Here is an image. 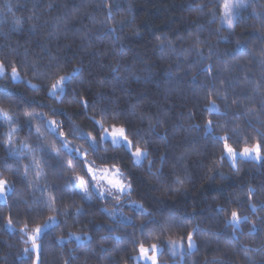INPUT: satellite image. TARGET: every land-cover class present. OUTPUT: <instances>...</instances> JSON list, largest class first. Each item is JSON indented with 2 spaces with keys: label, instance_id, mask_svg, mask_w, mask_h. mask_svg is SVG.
<instances>
[{
  "label": "trees",
  "instance_id": "obj_1",
  "mask_svg": "<svg viewBox=\"0 0 264 264\" xmlns=\"http://www.w3.org/2000/svg\"><path fill=\"white\" fill-rule=\"evenodd\" d=\"M223 3L0 0V179L12 189L0 199V264H35L27 234L52 220L39 264H135L141 244L189 233L196 249H165L163 264H264V158L233 166L217 139L236 151L259 142L264 156V0L229 27ZM60 76L72 77L66 93L49 95ZM101 124L123 126L144 163L103 141ZM85 161L120 168L131 195L81 193ZM232 210L248 217L238 228L226 223Z\"/></svg>",
  "mask_w": 264,
  "mask_h": 264
},
{
  "label": "snow or ice",
  "instance_id": "obj_2",
  "mask_svg": "<svg viewBox=\"0 0 264 264\" xmlns=\"http://www.w3.org/2000/svg\"><path fill=\"white\" fill-rule=\"evenodd\" d=\"M244 0H224L223 8V23H227L228 25H232L233 21V10L245 7ZM7 74V69L3 63H0V77ZM11 78L13 80H20L22 77L19 75L17 69L13 67L11 69ZM72 81L71 76H60L59 79H57L54 83L51 84L49 95L52 96H63L67 91V85H70ZM29 84H31V81H28ZM33 88H38L39 85L32 84ZM82 104L85 108L88 107L87 101H82ZM209 111H216L218 112V107L213 103V105L209 108ZM43 116L44 114H39ZM7 119V117H5ZM99 123V122H97ZM49 124L52 126V130L55 131L57 127V121L52 120L49 121ZM101 128L103 129V125L101 124ZM103 131L106 133L105 137L103 139H111V143L114 146H124L128 152L131 153L134 163L137 165H140L142 163V160L147 158L148 153L144 150H142L140 147H135V150L133 151V144L132 141L129 139L128 135L126 134V129L121 127H116L113 125L111 127V131L109 132V129H103ZM212 132V121H207L206 124V134H210ZM61 136H63V133H59ZM93 143H96L95 138L93 137ZM217 139L222 140L223 147L225 150V155L222 156L220 159L223 161L224 159H227L229 163H232L234 166L235 161L237 158L240 159H262L264 156H262V149L261 144L257 142L253 147H244L240 152H237L231 145L227 143L228 137H217ZM107 151V149H105ZM77 154L80 155L79 150H77ZM86 157V153L83 154ZM86 163V161H85ZM87 173L91 176V179L93 181V185L98 188L99 195L101 198H105L106 195L112 196L113 193L116 195L113 196V198L117 201L120 200L123 196H130L132 192V184L130 181L125 182V179L123 178V173L121 172V169L118 167L113 166L112 168L104 167L100 169H94L91 166H87ZM99 173V175H97ZM78 183L83 185L85 181L82 177L76 178ZM103 181L106 184V188L101 187L100 182ZM6 181L0 179V192H2L5 189ZM85 194L88 192V188L82 189ZM251 191V189H250ZM142 209V205L138 206ZM220 212H223V208L217 209ZM254 210V206H253ZM241 219L247 220L248 217H243L239 215L238 211L232 210L230 218L226 221L227 224L232 225L234 228H238ZM9 225H11V219H9ZM50 223H55V220L50 221ZM48 225H45V228H47ZM141 228H144V225H141ZM44 229L37 227L34 230H32L31 235L29 236V239L32 243V250L36 252L37 254V264H39V249L40 245L37 243V240L40 238L42 232ZM77 240H80V236L75 237ZM168 245L170 250L175 253L184 246L183 239L181 240H169ZM187 247L189 249L195 248V243L193 240V235L189 233L187 235ZM27 251V249H26ZM152 253V255H149V253ZM163 249L160 248L157 244L150 245L149 248H145L142 244L139 247V255L137 257H134L133 259L140 260L144 259L146 261H151V264H158V257L157 253H162Z\"/></svg>",
  "mask_w": 264,
  "mask_h": 264
},
{
  "label": "rangeland",
  "instance_id": "obj_3",
  "mask_svg": "<svg viewBox=\"0 0 264 264\" xmlns=\"http://www.w3.org/2000/svg\"><path fill=\"white\" fill-rule=\"evenodd\" d=\"M253 0H244V4L247 6V4H249L250 2H252ZM245 6V7H246ZM242 8H244V7H240V8H237V9H234L233 10V21H232V25L234 24V21H235V18H236V12L238 11V10H240V9H242ZM223 13H224V8H223V12H222V19H223ZM227 27H229L230 25H228L227 23H224ZM6 75V74H5ZM10 77H11V73H10ZM12 79V78H11ZM13 80V79H12ZM14 82H19V81H21V79L20 80H13ZM0 119L2 120V121H4V122H6V123H8L9 122V119L7 118V119H5V117L4 116H1L0 115ZM49 127H50V129L52 130V126L49 124ZM53 131V130H52ZM111 130H109V132H110ZM53 132H55V133H58V127H56V130L55 131H53ZM105 135H106V133L104 132V134H103V138L105 137ZM103 141H111V139L109 138V139H107V140H105V139H103ZM67 146H69V145H67ZM69 147H71L72 149H75V150H79V153H80V156H84L83 155V153L80 151V148H74V147H72V146H69ZM120 147H124V146H120ZM133 151H134V149H133ZM237 152H240V151H237ZM240 158H237V160L235 161V163L239 160ZM263 159V158H262ZM262 159H243V160H250V161H255V162H261L262 161ZM146 160V158L145 159H143L142 160V163L141 164H143L144 163V161ZM234 163V164H235ZM86 165L87 166H91V167H93L94 169H100V168H104V167H96V166H93V164L91 163V162H89V161H87V163H86ZM113 167V166H112ZM112 167H108V168H112ZM97 175H99V173H97ZM123 178H124V175H123ZM125 179V178H124ZM125 182H127L126 181V179H125ZM100 184H101V187H103V188H106V184L103 182V181H101L100 182ZM79 186V190H80V192L81 193H83V194H85L84 192H83V188H88V192H89V188L90 187H92L96 192H98L99 193V190H98V188L97 187H95L94 185H93V181H92V179H91V185L90 184H83V185H81V184H79L78 185ZM11 191H12V189H11V187L8 185V183H6V186H5V189L2 191V192H0V199H1V201L3 202V203H6V201H7V198H8V195L11 193ZM87 192V193H88ZM106 196H108V195H106ZM139 205H137V204H135L134 205V207H135V209H140V207H138ZM113 217L115 218V219H120L121 221H124V222H127V221H129V219H130V217H128V215H127V213L125 212V211H122V212H117V211H114V213H113ZM46 225H48V227L47 228H45V225L44 226H42V227H40V228H42V229H44L43 230V232H42V234H41V236H40V238L42 237V235L46 232V231H48V230H50L54 225H56V222L55 223H50V222H48ZM32 233V232H31ZM31 233H28L27 235H28V242L29 243H31V241H30V239H29V236L31 235ZM76 236H80L81 237V239L80 240H77L75 237ZM39 238V239H40ZM39 239L37 240V242L39 241ZM70 239H75L77 242H79V243H82V242H84V241H86V239H83V236L82 235H71V238ZM194 243H195V241H194ZM32 244V243H31ZM160 248H162L163 249V252H164V250L165 249H168L170 252H171V254L172 255H174L175 257L176 256H178V255H181V256H183L185 253H187V252H193L195 249H196V243H195V248H193V249H189L188 247H187V240L186 241H184V246H183V248H181L180 250H178L177 252H175V253H173L171 250H170V248H169V245H167V246H159ZM145 248H149V247H145ZM32 252H34L35 254H36V252L35 251H33L32 250V246L29 248ZM162 252V253H163ZM162 253H157V257H158V264H163L162 262H161V260H160V256L162 255ZM37 255V254H36ZM139 255V253L135 256V257H137ZM149 255H152V253L150 252L149 253ZM134 261H135V264H151V261H146V260H144V259H140V260H136V259H134ZM35 264H37V257H36V260H35Z\"/></svg>",
  "mask_w": 264,
  "mask_h": 264
}]
</instances>
